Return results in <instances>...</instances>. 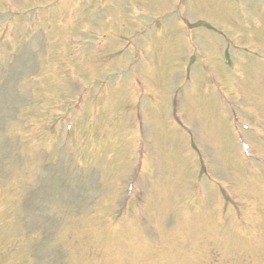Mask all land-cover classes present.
Masks as SVG:
<instances>
[{"label": "rangeland", "instance_id": "rangeland-1", "mask_svg": "<svg viewBox=\"0 0 264 264\" xmlns=\"http://www.w3.org/2000/svg\"><path fill=\"white\" fill-rule=\"evenodd\" d=\"M0 41V264H264V0H0Z\"/></svg>", "mask_w": 264, "mask_h": 264}]
</instances>
